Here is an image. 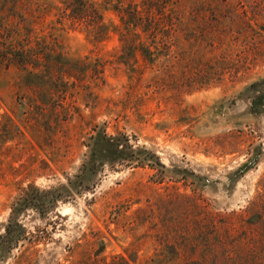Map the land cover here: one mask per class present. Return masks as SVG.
<instances>
[{"label": "rangeland", "instance_id": "374dc122", "mask_svg": "<svg viewBox=\"0 0 264 264\" xmlns=\"http://www.w3.org/2000/svg\"><path fill=\"white\" fill-rule=\"evenodd\" d=\"M62 1L0 0L2 55L70 62L0 65V264H264V0L167 71L122 55L116 0L105 35Z\"/></svg>", "mask_w": 264, "mask_h": 264}, {"label": "trees", "instance_id": "16d2710c", "mask_svg": "<svg viewBox=\"0 0 264 264\" xmlns=\"http://www.w3.org/2000/svg\"><path fill=\"white\" fill-rule=\"evenodd\" d=\"M111 1L63 0L62 6L58 8L59 19L66 18L72 23H83L96 34L105 35L104 4ZM186 1L189 0H116L113 8L124 28L120 33L122 55H128L137 62V54H139L144 64L149 65L145 67L152 68L156 65L157 70L161 68L167 71L178 61L177 50L174 47L180 44L183 32H185L183 39L186 37L184 40L187 43L193 40L201 43L207 41L210 46L216 44L229 46L241 36L240 31H236V35H233V28L251 26L246 18V10H243L242 5L237 7L239 3L232 5L228 0L204 2L196 0L189 1L187 7ZM4 24L1 17L0 38L7 40L10 35L3 33L2 28L4 29L6 25ZM260 28L264 30V24ZM195 30L199 33L200 40L193 37ZM54 45V42L51 44L45 39H40L33 46L32 56L29 54L31 51L29 48L21 47L8 57L5 53L7 54L6 50L12 47L11 43L6 44V41L0 39V65L15 64L26 68L32 64L33 71L40 65L67 67L65 64L70 63L69 59L58 52ZM3 51H5L4 55H2ZM160 59L163 61L160 62ZM168 61L174 62L168 64ZM186 81L188 82H181L178 85L190 86L195 82L190 77H187Z\"/></svg>", "mask_w": 264, "mask_h": 264}]
</instances>
